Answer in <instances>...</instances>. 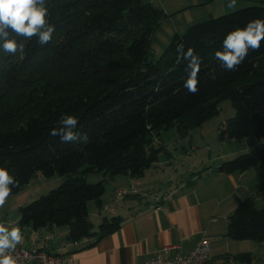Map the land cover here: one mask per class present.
<instances>
[{"label":"trees","instance_id":"16d2710c","mask_svg":"<svg viewBox=\"0 0 264 264\" xmlns=\"http://www.w3.org/2000/svg\"><path fill=\"white\" fill-rule=\"evenodd\" d=\"M264 1V0H263ZM55 32L40 46L25 41L24 54L0 51V167L18 181L20 193L38 172L67 177L47 195L20 207L19 225L34 230L67 227V240L117 232L123 218L105 217L95 227L89 202L103 213L104 181L88 174L141 178L160 160L154 138L163 129L186 133L218 112L230 98L235 116L225 123L230 138L247 139L248 152L217 167L222 174L245 172L264 163V41L249 51L235 71L214 59L233 29L264 19V5L247 6L191 25L175 34L159 59H150L153 33L166 13L145 0H49ZM16 39L20 40L19 37ZM2 43V42H0ZM201 60L199 91L183 86L187 60L178 45ZM62 115L75 116V129L87 142H61L50 135ZM228 236L264 242V205L253 197L238 203L229 217ZM241 262L253 264L242 253Z\"/></svg>","mask_w":264,"mask_h":264},{"label":"crops","instance_id":"0c3cea01","mask_svg":"<svg viewBox=\"0 0 264 264\" xmlns=\"http://www.w3.org/2000/svg\"><path fill=\"white\" fill-rule=\"evenodd\" d=\"M151 169L141 178L129 175L115 178L112 196L102 198L103 213L108 215L101 214L102 218L121 216L122 226L101 239L89 237L70 242L67 227L21 228L19 209L28 200L20 199L0 209V222L21 228L24 240L17 246L51 250L69 257L76 264H139L164 246L178 243L182 244V253L189 254L204 236L211 243L208 264H228L229 258L242 253L253 255L254 250H247L249 245L244 241L228 236L229 217L239 203L237 192L246 171L211 175L207 170L204 180L202 174L189 171L176 181L175 174L165 181L159 180L162 177L154 173L157 167ZM118 189L128 191V194L119 199L116 197ZM97 208L99 210L98 204ZM95 213V208L90 207L89 217ZM176 254V250L171 252V256Z\"/></svg>","mask_w":264,"mask_h":264},{"label":"rangeland","instance_id":"374dc122","mask_svg":"<svg viewBox=\"0 0 264 264\" xmlns=\"http://www.w3.org/2000/svg\"><path fill=\"white\" fill-rule=\"evenodd\" d=\"M145 1L151 2L157 9L166 13L156 26L152 37L149 58L155 60L162 57L175 34L185 33L191 25L247 6L264 5L263 0H237V7L230 9L227 7L228 0ZM218 109V112L208 120L199 126L190 128L186 133L182 132L183 129L174 126L163 129L161 134L154 138V144L157 147L163 146L157 166L151 169L152 171L157 167L154 173L162 177L159 180L168 181L170 176L175 174L176 181L189 171L202 174L204 180L208 175L205 174L207 170H210L211 175L219 173L217 167L220 164L248 152L247 139L230 138L225 131V123L236 113L231 99H221L218 102ZM246 173L245 177L240 180V189L237 192L238 202L253 197L256 206L261 208L264 205V163L257 168L248 169ZM148 177H151V174H148ZM65 178L67 179L60 175L46 177L42 172H38L29 186L8 198L5 206H10L20 199L23 202L28 200L25 204H29L59 187ZM87 178L90 183L104 181L105 195L112 196L116 177L113 179L109 174L95 172L88 174ZM90 207L96 210L95 215H90V219L97 226L103 220V215L98 212L96 201H90L88 208ZM103 214L108 215V213ZM242 241L249 245L247 250H254L253 264H264V242ZM236 256L229 258L228 264H247L241 262Z\"/></svg>","mask_w":264,"mask_h":264},{"label":"clouds","instance_id":"9594fccd","mask_svg":"<svg viewBox=\"0 0 264 264\" xmlns=\"http://www.w3.org/2000/svg\"><path fill=\"white\" fill-rule=\"evenodd\" d=\"M49 0H0V51L15 56L24 54L25 41L34 38L40 46L47 45L53 38L55 27L49 22ZM227 7H237V0H228ZM19 37L20 40L16 39ZM264 41V19L250 20L245 27H237L227 33L222 41V50H217L214 59L222 69L235 71L248 55L258 51ZM183 44L178 45V59L187 60V79L183 86L191 94L199 91V72L201 60L192 48L183 51ZM79 121L75 116L62 115L59 127L51 130L50 135L60 136L61 142L72 143L78 140L87 142V135L81 136L75 129ZM18 181L10 172L0 167V209L4 208ZM24 240L18 226L0 222V264H16L12 253Z\"/></svg>","mask_w":264,"mask_h":264},{"label":"built area","instance_id":"2783aa9c","mask_svg":"<svg viewBox=\"0 0 264 264\" xmlns=\"http://www.w3.org/2000/svg\"><path fill=\"white\" fill-rule=\"evenodd\" d=\"M127 194L128 191L122 189L116 191V197L119 199ZM173 250L177 251L175 256H171ZM12 255L15 257L16 264H76L63 254L38 247L17 246ZM210 260L211 243L209 238L204 236L189 254L182 253L181 243L166 245L145 262L139 264H208Z\"/></svg>","mask_w":264,"mask_h":264}]
</instances>
